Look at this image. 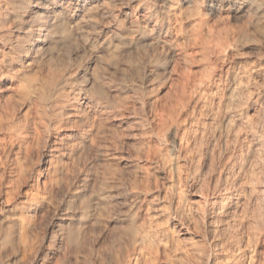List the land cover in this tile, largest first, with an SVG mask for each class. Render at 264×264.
Masks as SVG:
<instances>
[{
    "label": "rangeland",
    "instance_id": "obj_1",
    "mask_svg": "<svg viewBox=\"0 0 264 264\" xmlns=\"http://www.w3.org/2000/svg\"><path fill=\"white\" fill-rule=\"evenodd\" d=\"M0 19V264H264V0H0Z\"/></svg>",
    "mask_w": 264,
    "mask_h": 264
},
{
    "label": "bare ground",
    "instance_id": "obj_2",
    "mask_svg": "<svg viewBox=\"0 0 264 264\" xmlns=\"http://www.w3.org/2000/svg\"><path fill=\"white\" fill-rule=\"evenodd\" d=\"M35 1V0H34ZM35 3V2H34ZM33 3V7H38L36 4H34ZM38 3V2H37ZM53 4V3H52ZM51 4V5H52ZM31 6V5H30ZM50 7V6H49ZM52 7V6H51ZM19 9H21V10H24V8L23 7H21V8H19ZM51 9V8H50ZM54 9V8H53ZM63 10V9H62ZM23 12V11H22ZM31 13V12H30ZM12 14V13H11ZM35 14V13H34ZM44 15H45V17L46 18H50V23H49V26H48V28L46 29V34L47 35H49L50 34V36L51 35H65V33H66V27L64 26V24L62 23V22H59V20L61 19L60 17H59V15L57 14V13H55L54 11H52V10H50V11H45V13H44ZM43 15V16H44ZM10 17V18H9ZM9 17H6V20H8V19H10V21L14 24V25H19V23H20V15L18 14V13H16V14H13V15H11V16H9ZM82 17V16H81ZM86 17H88V16H86ZM70 19H72V18H70ZM74 19V18H73ZM1 20V19H0ZM26 21V20H25ZM48 23V22H47ZM84 23V22H83ZM26 24V23H25ZM14 28V27H13ZM12 28V29H13ZM1 29V28H0ZM44 29V28H43ZM24 30V29H23ZM36 30V29H35ZM7 31V30H6ZM10 31V30H9ZM12 31V30H11ZM13 31H14V29H13ZM29 31V30H28ZM27 31V32H28ZM37 31V30H36ZM5 32V31H4ZM23 32V31H22ZM43 32V31H42ZM24 33V32H23ZM37 33V32H36ZM43 34V33H42ZM22 35V34H21ZM40 35V34H39ZM17 36V35H16ZM37 36V35H36ZM138 36V35H137ZM6 37V36H5ZM4 37V38H5ZM8 37V36H7ZM29 37V36H28ZM43 38V37H42ZM135 40V39H134ZM140 40V39H139ZM155 40V39H154ZM5 41V40H4ZM45 42V41H44ZM46 44V43H45ZM39 45V44H38ZM15 50H16V55H17V58H19V55L21 54V43L18 41L16 44H15ZM29 50V49H28ZM46 51V50H45ZM23 53V52H22ZM35 53V52H34ZM25 56V55H24ZM47 56H49V55H47ZM46 58V57H45ZM96 58V57H95ZM94 59V58H93ZM31 60V59H30ZM6 61V60H5ZM25 61V60H24ZM24 63V62H23ZM18 64V63H17ZM10 65V64H9ZM12 65H14V64H12ZM60 65V64H59ZM7 66V65H6ZM15 66V65H14ZM14 66H12V67H14ZM28 66V65H27ZM36 66V65H35ZM45 66V65H44ZM56 66V65H55ZM7 67H9V66H7ZM6 67V68H7ZM16 68V67H15ZM41 68V67H40ZM47 68V67H46ZM14 69V68H13ZM35 69V68H34ZM43 69V68H42ZM48 69V68H47ZM44 70V69H43ZM50 70H51V68H50ZM70 70V69H69ZM11 71V70H10ZM92 71V70H91ZM12 72V71H11ZM33 72H34V70H33ZM49 72V74H48V76H47V79H49L50 81H51V86L50 87H55L56 85H57V83H58V81H62V80H64V77L62 76V75H60V73H55V72H53V71H48ZM27 73H29V72H27ZM23 74V73H22ZM42 74V73H41ZM66 75V74H65ZM39 76V75H38ZM90 76V75H89ZM24 77V76H23ZM44 78V77H43ZM14 79H16V78H14ZM18 79V78H17ZM93 79V78H92ZM76 81V80H75ZM29 82V81H28ZM63 82H66V80H64ZM19 84V83H18ZM29 85H30V83H29ZM36 86V85H35ZM88 87H90V86H88ZM98 87V86H97ZM87 88V87H86ZM27 90H28V87H27ZM36 90V89H35ZM55 90H56V88H55ZM68 90V89H67ZM24 91H25V89H24ZM30 91H32L31 89H30ZM77 92H78V90H77ZM29 93H31V92H29ZM32 93H34V91L32 92ZM35 94V93H34ZM89 94V93H88ZM71 95V94H70ZM86 95V94H85ZM60 96L61 97H63V95H62V93H61V95L59 94V97L56 95V97H54V98H52V97H50V99L49 98H47V95H42V101H43V99L44 100H48V101H50V106H49V108L51 109L52 108V110H55L56 112H58L57 113V115H56V121L57 122H59V121H61L62 120V117H64V116H66L68 113H66V111H67V105L65 104L66 102H67V100H66V97H64V98H62V99H60ZM75 96V95H74ZM33 97V96H32ZM76 97V96H75ZM86 98V97H85ZM88 98H89V95H88ZM87 98V99H88ZM34 99V98H33ZM40 100V107H41V109H40V112L41 113H43V108H44V106H43V102ZM71 100V99H70ZM81 100H84V99H81ZM81 100H80V102H81ZM34 101V100H33ZM47 101V102H48ZM70 102V101H69ZM76 102V101H75ZM86 102V101H85ZM93 102V101H92ZM33 103V102H32ZM49 103V102H48ZM83 104V103H82ZM85 104V103H84ZM87 104H88V102L85 104V108H86V106H87ZM31 106V105H30ZM48 106V105H47ZM75 106V105H74ZM89 108H91V107H89ZM105 108V107H104ZM49 109V110H50ZM78 109V108H77ZM93 108H91L90 110H92ZM103 109V108H102ZM38 110V109H37ZM47 110V109H46ZM90 110H88L89 112H90ZM76 111V110H75ZM30 112V111H29ZM93 112V111H92ZM96 112V111H95ZM92 114V113H91ZM94 114V113H93ZM74 115H75V113H74ZM83 115V114H82ZM35 116V115H34ZM94 116V115H93ZM96 117H97V115H96ZM38 118V117H37ZM49 118V117H48ZM33 119V118H32ZM88 120V119H87ZM96 120V119H95ZM33 121V120H32ZM65 121V120H64ZM70 121V120H69ZM82 121V120H81ZM91 121V120H90ZM98 121V120H97ZM96 121V122H97ZM49 122V121H48ZM48 122H47V124H48ZM93 122V121H92ZM44 120H42V119H38V126L39 125H44ZM67 123V122H66ZM83 123V122H82ZM98 123V122H97ZM64 124H65V122H64ZM69 124V123H68ZM90 124V123H89ZM75 125V124H74ZM79 125V124H78ZM77 125V126H78ZM83 125V124H82ZM86 125V124H85ZM92 125V124H91ZM52 126V125H51ZM13 127V126H12ZM74 127V126H73ZM5 128V127H4ZM70 128V127H69ZM79 128V127H78ZM67 129V128H66ZM83 129V128H82ZM89 129V128H88ZM9 131V130H8ZM17 131V130H16ZM33 131V130H32ZM94 131H96V129L94 130ZM94 131H93V133H94ZM90 132V131H89ZM92 133V134H93ZM11 134V133H10ZM32 134V133H31ZM94 135V134H93ZM92 137V136H91ZM19 138V137H18ZM93 138V137H92ZM20 139V138H19ZM66 140V139H65ZM69 140V139H68ZM57 141H59V140H57ZM199 141V140H198ZM23 142V141H22ZM16 143V142H15ZM19 143V142H18ZM17 144V143H16ZM55 144V143H54ZM90 144V143H89ZM187 144V143H186ZM59 145V144H58ZM88 145V144H87ZM17 146V145H16ZM78 146V145H77ZM60 147V146H59ZM20 148H21V146H20ZM78 148V147H77ZM70 150V149H69ZM23 151V150H22ZM24 152V151H23ZM75 152V151H74ZM68 153V152H67ZM20 155V154H19ZM52 167V166H51ZM53 168V167H52ZM171 174V173H170ZM29 185V184H28ZM14 221V220H13ZM133 227V226H132ZM17 230H18V228H17ZM137 231V230H136ZM138 234V233H137ZM140 237V236H139ZM144 237V236H143ZM139 240H140V238H139ZM138 241V240H137ZM141 241V240H140ZM132 242V241H131ZM134 243V242H133ZM136 244V243H135ZM140 244V243H139ZM146 244V243H145ZM141 245V244H140ZM139 245V246H140ZM142 246H144L143 244H142ZM146 246V245H145ZM138 247V246H137ZM133 248V253L135 254L137 251H138V248ZM142 248V247H141ZM144 248V247H143ZM147 248V247H146ZM131 250V249H130ZM137 257V256H136ZM140 261V260H139ZM128 262V261H127Z\"/></svg>",
    "mask_w": 264,
    "mask_h": 264
}]
</instances>
